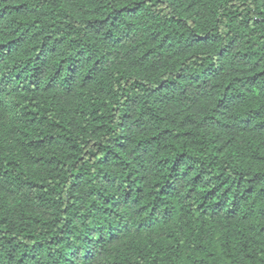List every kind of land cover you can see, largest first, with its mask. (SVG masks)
Segmentation results:
<instances>
[{"label": "trees", "instance_id": "trees-1", "mask_svg": "<svg viewBox=\"0 0 264 264\" xmlns=\"http://www.w3.org/2000/svg\"><path fill=\"white\" fill-rule=\"evenodd\" d=\"M0 264H264V0H0Z\"/></svg>", "mask_w": 264, "mask_h": 264}]
</instances>
